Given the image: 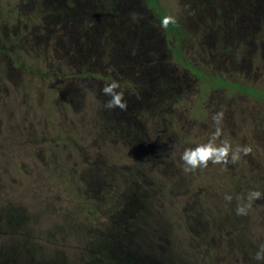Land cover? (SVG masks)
<instances>
[{"label":"rangeland","instance_id":"374dc122","mask_svg":"<svg viewBox=\"0 0 264 264\" xmlns=\"http://www.w3.org/2000/svg\"><path fill=\"white\" fill-rule=\"evenodd\" d=\"M161 3L183 38L143 0H0V264H80L98 248L105 264L197 260L170 245L179 232L170 224L166 232L168 215L182 213L142 174L150 183L180 174L185 148L222 139L252 151L187 171L208 192L233 196L202 264H261L253 256L264 242V196L247 215L235 208L250 189L264 194V102L201 84L181 64L264 89V0ZM113 80L126 109L104 106L101 88ZM169 115L176 120L164 126ZM156 129L163 146L151 143ZM190 219L209 224L202 213Z\"/></svg>","mask_w":264,"mask_h":264},{"label":"trees","instance_id":"16d2710c","mask_svg":"<svg viewBox=\"0 0 264 264\" xmlns=\"http://www.w3.org/2000/svg\"><path fill=\"white\" fill-rule=\"evenodd\" d=\"M146 4V6L149 8V10L160 20L164 28L169 31L173 32L178 39L183 38V34L181 33L180 27L177 23H175L171 18H169L165 8L163 7L161 0H143ZM168 17V23H163L164 18ZM83 25L86 26V23L84 22ZM182 54V47L179 44V46L175 50V55L178 57ZM183 67L188 69L189 71L195 73L199 79L200 83H205L210 87L216 89V88H224L229 87L232 90H235L236 92L242 93L247 96H251L254 98H258L262 102H264V89L254 87V86H248L243 85L240 83H231L222 80L221 78H214L208 75L202 74V71L195 68L193 64L189 61H183L181 64ZM167 98V97H166ZM164 98V99H166ZM152 116V115H151ZM155 116H157L155 114ZM172 115L165 116L164 118V126L168 127L174 123L176 120V117H171ZM153 117V116H152ZM150 118V117H149ZM152 119V118H150ZM162 118H158L156 122H159ZM174 119V121L172 120ZM172 120V123L170 121ZM167 122V123H166ZM175 133V129H170ZM160 129H156V133L158 136L154 137V140H151V143L154 146H163L164 141L166 139H158L160 137ZM164 135V134H163ZM183 136V135H181ZM181 139L183 137H180ZM144 173V172H143ZM152 176V175H151ZM209 176V175H208ZM206 177L204 174H202V178ZM143 180L146 181L148 184L154 183V188L157 192L158 197L163 202H170L171 207H178V210L181 211L182 214L178 213V216H174L175 208L172 210L171 215H168L169 223L168 228L166 229V232L170 234L169 224L173 226L174 230L177 232L174 234V236L177 235V238L179 241H177V238L169 239L168 241L170 245L178 251L185 252L186 258H190L194 255H198L197 260H192L191 264H202L204 261H208L207 255H206V246L207 241H209V238L211 235L214 234L215 225L220 229L222 227L221 225L225 226L227 220L222 219L221 216L224 215L225 212L229 211V203L230 201H226L224 199L225 193L230 194V192H227L224 188L221 186H215L216 189L213 192H208L207 190L212 187H206L204 184V180L201 179L198 174L195 175V177H191V174L189 172L183 171L176 172L175 170L167 173L166 175H155V181L153 180L152 183L149 181L151 180L148 176V174H142ZM210 177H207L209 180ZM200 179V180H199ZM184 180V183H183ZM241 180V179H240ZM210 182V181H209ZM212 182H214L212 180ZM232 182H236V177L232 179ZM216 184V183H215ZM183 191V192H182ZM149 193V192H148ZM191 193L192 196L189 194ZM193 202V203H192ZM192 205V208H189ZM196 207V210H200L199 212L196 211L193 207ZM228 210V211H227ZM95 210L93 212V216L97 217L99 216V213ZM179 211V212H180ZM202 213L203 220L208 222L209 224L205 225L203 228L197 229L196 224L200 223H192L191 219L190 221L187 220L191 215H200ZM187 217H185L184 215ZM182 217L180 218L179 216ZM173 218V220H172ZM185 219L188 221L185 222ZM225 220V221H224ZM216 223V224H215ZM213 224V225H212ZM201 227V226H200ZM211 227V229H210ZM191 229L196 231L195 234L192 233ZM173 230V231H174ZM171 235V234H170ZM187 235V236H186ZM227 241V240H226ZM94 256L90 257L88 261L80 264H105L104 260L106 256L108 255V252L106 251V248H98L96 252L92 253ZM204 255V258H201ZM202 260V262L200 261ZM199 261V262H198ZM186 263V262H185ZM188 262V264H190ZM6 264V263H5ZM108 264H111L108 262Z\"/></svg>","mask_w":264,"mask_h":264},{"label":"clouds","instance_id":"9594fccd","mask_svg":"<svg viewBox=\"0 0 264 264\" xmlns=\"http://www.w3.org/2000/svg\"><path fill=\"white\" fill-rule=\"evenodd\" d=\"M168 17L164 18L163 23H168ZM119 82L113 80L110 83H105L101 92L108 97L105 102V107L113 109L119 107L120 109H126L127 100L123 99V94L119 90ZM217 125H220L224 118V111L220 110L214 112L211 117ZM213 137L220 138L222 135L221 127L217 126L215 132L212 133ZM252 151L250 145L236 146L233 148L232 144L227 139L220 140L219 143L209 140L204 143L197 144L195 147L185 148L180 155V160L183 162L184 170L193 171L198 167H206L208 162L213 164L227 165L229 162L235 163L240 159L241 153L248 154ZM264 194L255 189H250L245 197L237 196V205L235 212L237 215H247L251 203L254 200L261 199ZM224 199L226 201H232L233 196L225 193ZM253 259L257 262L264 264V242H261L257 250L254 253Z\"/></svg>","mask_w":264,"mask_h":264}]
</instances>
